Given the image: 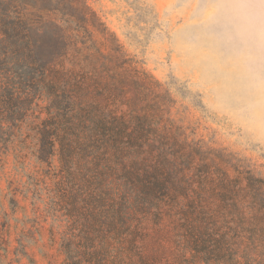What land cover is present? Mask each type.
I'll return each instance as SVG.
<instances>
[{
    "label": "trees",
    "instance_id": "16d2710c",
    "mask_svg": "<svg viewBox=\"0 0 264 264\" xmlns=\"http://www.w3.org/2000/svg\"><path fill=\"white\" fill-rule=\"evenodd\" d=\"M170 88L134 64L87 0H0V160L13 148L28 167L16 140L25 144L24 125L36 133L18 192L34 206L30 220L42 215L59 233L65 264H120L138 239L146 247L149 223L156 233L175 213L205 263L264 264V177L191 139ZM10 202L19 207L15 194ZM219 213L235 216L249 243L224 248ZM17 241L20 262L28 252Z\"/></svg>",
    "mask_w": 264,
    "mask_h": 264
},
{
    "label": "rangeland",
    "instance_id": "374dc122",
    "mask_svg": "<svg viewBox=\"0 0 264 264\" xmlns=\"http://www.w3.org/2000/svg\"><path fill=\"white\" fill-rule=\"evenodd\" d=\"M87 1L134 64L171 87L174 111L191 139L223 149L264 177V0ZM35 113V123L47 115L42 107ZM23 138L25 144L16 140V146L28 167H21L13 148L0 160V264H65L59 233H52L42 215L35 225L31 200L18 192L27 185L38 147L27 125ZM14 194L19 207L10 202ZM185 220L175 213L156 233L149 223L145 232L153 235L141 249L147 262L138 239L139 249L123 253L120 264H207L189 247L195 233ZM217 224L214 232L226 237L224 248L249 243L250 234L241 231L235 216L219 213ZM18 239L28 252L20 262L13 253Z\"/></svg>",
    "mask_w": 264,
    "mask_h": 264
}]
</instances>
